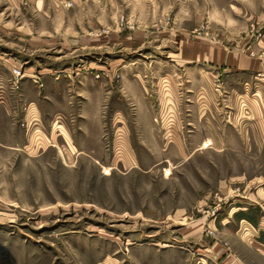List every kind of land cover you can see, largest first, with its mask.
Returning a JSON list of instances; mask_svg holds the SVG:
<instances>
[{
  "label": "rangeland",
  "instance_id": "1",
  "mask_svg": "<svg viewBox=\"0 0 264 264\" xmlns=\"http://www.w3.org/2000/svg\"><path fill=\"white\" fill-rule=\"evenodd\" d=\"M59 1L0 0V67L23 74L4 82L19 112L0 109V264H218L230 204L264 191V132L236 130L264 104V0ZM87 33L101 44L59 50ZM82 76L97 127L78 115ZM21 83L61 95L39 111Z\"/></svg>",
  "mask_w": 264,
  "mask_h": 264
},
{
  "label": "crops",
  "instance_id": "2",
  "mask_svg": "<svg viewBox=\"0 0 264 264\" xmlns=\"http://www.w3.org/2000/svg\"><path fill=\"white\" fill-rule=\"evenodd\" d=\"M133 32L134 33H128V35H130L129 37H131L129 38L131 42H127V39L124 40L129 44H132L133 42L135 44L140 43L141 40H143L140 37L143 38L145 34L135 31ZM91 36L92 33H87V36H84L83 39L81 36V38H74V40L67 41V43L62 41L60 42L61 48L59 50L63 51V48L70 49L71 44H75L78 48L82 46L92 50L99 46L101 42L99 39ZM57 42L58 40L55 41L54 39H42L39 43L35 44V48L38 51H48L51 47H56ZM255 48L256 50H259V59H254L252 64L253 67L256 68V72L261 73L263 72L262 68H264V52L262 51L264 50V36ZM3 65H5L6 69L3 72L2 67H0V87L4 91L0 92V109L2 110L4 116L14 117L16 112H19L18 105H16L15 102L14 104L9 103L11 100L8 96H5V90L7 91V89H10L11 87L9 84H5L4 82L6 80L11 81L13 78L12 71L19 68L15 65H12L11 67H6V64ZM261 76H263V74H261ZM35 77L41 80L38 75ZM39 80H34L33 83L39 84L41 86L40 88H43V92L48 90L50 85L61 86L63 83L58 82L56 84H51L50 82H46V80L45 82ZM54 80H59V77L54 78ZM79 82L80 89H83L82 87H84L86 90L85 85L88 84L87 89L90 90H87L88 92L85 95H82L84 98L82 99L83 102L80 109H78V115L83 119L82 123H86L88 127H90V125L95 127L100 126L99 119L101 98L99 95V87L97 86L98 82L92 78H88L87 81H84L83 76L79 79ZM83 82L86 84H83ZM66 83L70 84V81L67 80ZM72 83H74V81H72ZM25 84L26 83H21L22 97H17L19 98L17 100L21 102L25 101L24 99L26 98L30 107L31 105L36 106L38 110L44 107L43 105L41 107V102H44L52 109V105L49 104L48 100H50V95L56 93L50 91L48 95L44 97L45 99H43V97L39 98L38 94L40 90H38L37 87L33 89L32 85L27 88ZM135 84L136 86L132 83V85L130 84V87L127 86L126 88L129 89L128 92L132 98L138 95L135 91L140 92L141 89L138 83ZM258 86L260 85L258 84ZM67 88L68 87H66V89ZM58 94L61 95V92ZM61 99L63 104V97H61ZM254 103L257 104V101H254ZM254 119L255 121L251 124L248 122L246 123L245 120H242L241 122L238 121L236 123V130L240 132H247L246 128H249L248 131L251 130L254 131V133L257 132L258 134H261L264 132V104L262 106L261 102L258 103L257 108L255 106ZM259 142L261 144L260 146L264 145V140L260 139ZM259 180L260 178H252V180L248 183L256 185L260 183ZM238 189L239 188L232 189L231 192L238 191ZM226 194L231 195L229 193ZM232 194H234V192ZM242 194H239L240 197L237 200L240 205L235 206V203H231V207L228 212L224 214V241L215 237V241L207 248V250L212 253V256L214 255L218 264H264V191H255L252 194H248V196H243L244 194ZM232 205L235 207H232Z\"/></svg>",
  "mask_w": 264,
  "mask_h": 264
},
{
  "label": "built area",
  "instance_id": "3",
  "mask_svg": "<svg viewBox=\"0 0 264 264\" xmlns=\"http://www.w3.org/2000/svg\"><path fill=\"white\" fill-rule=\"evenodd\" d=\"M54 1H56V0H54ZM59 2L62 4V6L64 8H71L74 5V3L72 1H70V0H60ZM12 76H13V79H14V85L17 86V83L23 77V74H22L21 70L20 69H14L12 71Z\"/></svg>",
  "mask_w": 264,
  "mask_h": 264
}]
</instances>
